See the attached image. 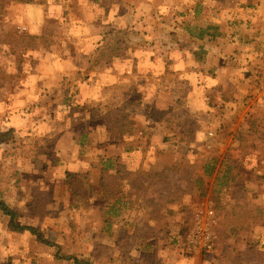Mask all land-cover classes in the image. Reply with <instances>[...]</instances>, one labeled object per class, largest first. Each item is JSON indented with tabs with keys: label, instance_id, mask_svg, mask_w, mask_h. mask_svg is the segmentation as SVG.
I'll return each instance as SVG.
<instances>
[{
	"label": "rangeland",
	"instance_id": "rangeland-1",
	"mask_svg": "<svg viewBox=\"0 0 264 264\" xmlns=\"http://www.w3.org/2000/svg\"><path fill=\"white\" fill-rule=\"evenodd\" d=\"M25 1L30 4L14 0L7 6L1 27L19 35H42L41 46L22 50L0 43V68L16 82L0 91V136L7 135L0 144V194L18 211V223L94 264H264V181L259 179L264 156L230 144L252 120L264 119V112L250 114L241 107L240 118L233 115L222 124L219 113L207 119L181 95L168 114L158 117L153 102L141 99L143 91L155 87L151 77L127 78L120 72L117 83L107 86L104 71L103 76L88 75L100 69H85L79 42L92 33L82 30L83 21L104 17L95 1L121 14L128 10L123 16L133 23L132 40L123 32L120 42L130 51L142 47L136 34L140 24L145 21L153 29L151 20L143 21L135 9L152 12L155 0ZM238 1L243 3L163 0L156 18L160 30H153V36L179 47L176 40L170 42L179 35L177 25L200 20L216 30L225 26L227 8H264V0ZM263 75L264 60L254 75L261 76L260 86ZM99 79L103 84L97 88L88 84ZM171 80L160 87L181 83ZM253 90L244 107L256 99L259 88ZM121 114L129 115V134H119L116 116ZM227 158L238 160L237 177L218 192L215 176L206 177L204 167L215 159L221 177ZM201 221H209L218 236L216 248L208 253H197L189 243ZM0 264L71 263L59 261L54 248L29 233L11 232L0 215Z\"/></svg>",
	"mask_w": 264,
	"mask_h": 264
},
{
	"label": "crops",
	"instance_id": "crops-1",
	"mask_svg": "<svg viewBox=\"0 0 264 264\" xmlns=\"http://www.w3.org/2000/svg\"><path fill=\"white\" fill-rule=\"evenodd\" d=\"M120 3L123 2L120 1ZM152 3V12L141 8L135 9L143 21L151 20L153 27L148 30L149 26L145 21L144 24H140V27L138 26L137 40L139 43L142 41L144 45L136 49L132 48L130 51L128 49L130 57H121L119 64L117 57L102 69L90 71L88 75L95 77L104 71L109 75L103 79L107 81V86L117 83V75L120 72L127 78L151 77L155 87L147 89V92L143 91L141 99L152 101L157 112H169L182 95L186 97L184 101L191 102L194 112L202 111L208 116L207 119L212 117L213 112L222 116V124H227L233 115L240 118L239 110L241 107L244 109L243 100L247 95H254L253 89H257L255 77L260 73V66L264 60V8L240 9L238 5L240 6L243 2L237 0L238 5L234 9H225V14H229L225 26H218L216 30H211L208 25L200 24V20L187 27L184 24L177 25L175 28L179 31V35L176 34L177 36L170 38V42L176 40L175 43H181L177 47L168 46L153 36V30H160L159 25L156 24V18L160 16L163 0H155ZM94 5L101 6L99 11L102 9L101 14L104 17L90 24L87 21L82 23L83 31L90 29L92 32L91 34L84 32L79 42V54L84 55L80 62H83L85 69L89 59L103 44V38L100 39L101 34L103 37L105 32L121 30L128 39L132 40L133 26L131 25L133 23H128V16H123L125 11L128 15L127 9L122 10L123 14H121L120 9L118 11L114 7H107L101 1H95ZM132 13L129 16L131 19L134 17V12ZM179 16L185 15L179 14ZM125 20L127 21L125 26H119ZM96 30L98 33L94 35ZM200 30H203L202 37H198ZM132 43L130 41L129 44L132 45ZM188 46H193V49ZM133 59L136 61L135 65ZM126 61H131L132 65L128 67L126 63L125 66H120ZM63 65L68 69L67 63ZM108 70L110 73L107 72ZM88 75L86 79H89ZM177 78L182 84L172 83L164 87L165 89L160 87V83L168 84V80ZM99 80L100 82L93 81L88 84L97 88L98 85L103 84L101 79ZM155 94L157 97L154 96ZM167 99H170V102Z\"/></svg>",
	"mask_w": 264,
	"mask_h": 264
},
{
	"label": "trees",
	"instance_id": "trees-1",
	"mask_svg": "<svg viewBox=\"0 0 264 264\" xmlns=\"http://www.w3.org/2000/svg\"><path fill=\"white\" fill-rule=\"evenodd\" d=\"M14 0H0V43H8L15 45L16 47H19V49L22 50H32V49H38L41 46V42L44 40V36L40 35H19L17 33L13 32H7L2 29L1 27V19L4 15V11L9 6V4ZM17 2H23L25 4H30L28 1L25 0H15ZM134 28L131 30L133 32ZM203 30L199 31L198 37H202ZM123 34V31L121 30H112L110 32H105L103 34V44L101 48L94 53V55L89 59L87 64V69H93V68H103L106 65H108L111 61L114 59H117L119 56L118 54H121V57L128 58L130 57L129 52L125 50V48H121V42L122 39L121 35ZM141 45H144L142 41H140ZM135 59H133V63L135 65ZM264 76V75H263ZM261 77V76H260ZM260 77L256 78L255 82L257 85V88L260 87ZM15 80L12 76L6 75L2 72L0 68V91L7 90L9 86H11ZM16 83V82H15ZM70 93H68V90L65 89L63 91V101L68 104L70 98ZM248 98V97H247ZM246 98V99H247ZM153 113H155L156 116L161 117L168 112H157L155 109L152 110ZM69 114V113H68ZM65 115L66 114H62ZM120 120L117 122L116 126L119 127V134H129L132 132L133 125L131 122H128L127 119L129 115L127 114H121L120 116H116ZM255 118L252 120L249 124V127L243 132L240 136H236L232 138L230 144L234 142H237L238 146L243 149V152L247 153H261L264 156V134L262 132L264 131V126H262V122L264 119ZM123 120V121H121ZM125 123L121 125V122ZM65 122V121H62ZM256 126V127H255ZM225 126V130H226ZM255 127V128H254ZM121 128V129H120ZM224 128V127H223ZM228 133L226 137H229ZM258 134H261L262 137H257ZM7 137V135L0 136V144L4 142V139ZM236 139V140H235ZM167 140H165V143ZM242 152V153H243ZM262 156V157H263ZM228 160L225 165V171H223V174L221 177L220 170H217L216 166V160L213 159L210 161L209 164L205 165L204 167V175L208 178L211 176H215V182H217L218 192H220L223 188L228 187L231 183H233L237 176H235L233 173L237 169L238 160ZM116 167L123 170V167L120 165H117ZM108 169V167H107ZM120 173V170H117ZM142 174H145L146 177H148V174H151L150 172H144ZM130 172L126 174V178L129 179ZM261 180L264 181V171L260 174ZM164 178V176H163ZM157 177H154V180H157ZM130 181V180H129ZM131 183H134V181H131ZM0 215L7 219L8 221V229L11 232L14 233H29L38 243H41L43 245H46L50 248L55 249V257L59 261L63 262H69L71 264H94V262L90 260L80 259L79 257L64 252L63 248L59 244H55L49 239H46L39 230H37L34 227L24 226L22 224L18 223L19 214L18 211L15 209H12L8 205L4 203L2 200V195L0 194ZM237 229H242V226H235Z\"/></svg>",
	"mask_w": 264,
	"mask_h": 264
},
{
	"label": "built area",
	"instance_id": "built-area-1",
	"mask_svg": "<svg viewBox=\"0 0 264 264\" xmlns=\"http://www.w3.org/2000/svg\"><path fill=\"white\" fill-rule=\"evenodd\" d=\"M257 93L256 99H251L246 102L244 107L245 112L250 114L264 112V76ZM217 242L218 236L211 228V223L209 221H201L195 226L189 243L191 248L197 253L201 251L208 253L216 248Z\"/></svg>",
	"mask_w": 264,
	"mask_h": 264
}]
</instances>
